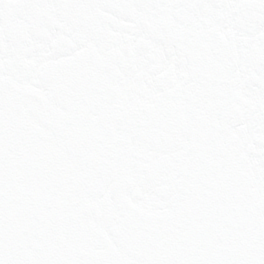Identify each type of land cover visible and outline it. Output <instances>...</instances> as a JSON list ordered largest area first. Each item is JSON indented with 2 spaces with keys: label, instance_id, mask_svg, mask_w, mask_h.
<instances>
[{
  "label": "snow or ice",
  "instance_id": "6c2138e0",
  "mask_svg": "<svg viewBox=\"0 0 264 264\" xmlns=\"http://www.w3.org/2000/svg\"><path fill=\"white\" fill-rule=\"evenodd\" d=\"M0 264H264V0H0Z\"/></svg>",
  "mask_w": 264,
  "mask_h": 264
}]
</instances>
